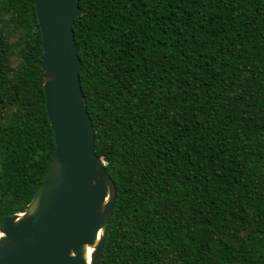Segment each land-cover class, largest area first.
<instances>
[{"label":"trees","instance_id":"16d2710c","mask_svg":"<svg viewBox=\"0 0 264 264\" xmlns=\"http://www.w3.org/2000/svg\"><path fill=\"white\" fill-rule=\"evenodd\" d=\"M98 264H264V0H76ZM32 0H0V225L53 153Z\"/></svg>","mask_w":264,"mask_h":264},{"label":"water","instance_id":"95a60500","mask_svg":"<svg viewBox=\"0 0 264 264\" xmlns=\"http://www.w3.org/2000/svg\"><path fill=\"white\" fill-rule=\"evenodd\" d=\"M53 153L21 212L0 225V264H98L115 187L94 152L73 38L76 0H32ZM91 247L86 263V248Z\"/></svg>","mask_w":264,"mask_h":264},{"label":"bare ground","instance_id":"6f19581e","mask_svg":"<svg viewBox=\"0 0 264 264\" xmlns=\"http://www.w3.org/2000/svg\"><path fill=\"white\" fill-rule=\"evenodd\" d=\"M90 251H91V247H87L86 248V263H88V261H89V253H90Z\"/></svg>","mask_w":264,"mask_h":264}]
</instances>
